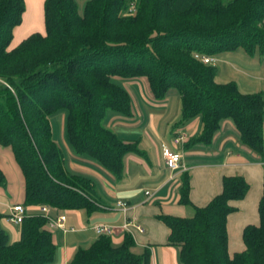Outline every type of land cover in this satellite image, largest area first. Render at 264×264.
I'll use <instances>...</instances> for the list:
<instances>
[{"label": "trees", "instance_id": "trees-1", "mask_svg": "<svg viewBox=\"0 0 264 264\" xmlns=\"http://www.w3.org/2000/svg\"><path fill=\"white\" fill-rule=\"evenodd\" d=\"M24 9V0H0V145L11 147L22 171L26 206H47L50 216L103 207L94 181L66 168L50 116L65 110L72 151L122 179L124 156L141 151L106 124L111 112L132 115L121 80L145 78L154 102L168 88L178 90L180 123L201 121L200 133L186 140L185 148L209 143L229 118L242 144L263 153V94L243 93L234 81L217 82L216 66L193 54L242 48L264 58V0H88L82 13L76 0H44L45 34L33 33L8 49ZM0 186H6L1 168ZM248 189L242 176H224L222 191L197 207L182 174L179 202L192 214L160 216L182 264H264V197L259 223L243 229L244 249L228 252L227 217L236 210L231 201L244 198ZM4 217L0 213V221ZM132 244L128 234L118 246L99 235L88 248H79L70 264H147L149 252L134 254ZM55 250L39 211L22 220L17 241H9L0 225V264H48Z\"/></svg>", "mask_w": 264, "mask_h": 264}, {"label": "crops", "instance_id": "crops-1", "mask_svg": "<svg viewBox=\"0 0 264 264\" xmlns=\"http://www.w3.org/2000/svg\"><path fill=\"white\" fill-rule=\"evenodd\" d=\"M86 1L76 0L79 13H82ZM24 4L22 20L13 29L8 49L16 47L33 33L45 34L44 0H24ZM215 57L217 82L234 81L241 92H261L264 96V58L258 52L248 55L242 48H237ZM126 86L131 97L132 115L122 120L124 115L111 112L106 124L124 141L136 142L141 153L130 152L124 156V175L117 180L98 162L88 156L77 155L69 148L66 168L94 181L103 207L91 213L84 209L52 212L53 216L65 214L66 231L59 228L51 230L56 250L48 264H70L79 248H88L98 238L93 229L95 224L114 227L115 232L110 238L115 246L120 245L124 235L128 234L133 241L132 253L149 252L147 264H182L180 249L168 242L170 229L160 216L185 217L192 214L191 207L179 202L184 173L190 184L189 199L197 207L205 206L222 191L224 176L239 175L246 180L249 189L245 197L231 201L236 210L227 217L228 252L232 256L242 251L243 229L259 223L258 204L264 197V153L257 154L243 145L229 118L220 122L209 143L198 142L185 148L184 142L200 133L201 121L195 117L180 123L179 93L175 95L169 90L161 101L154 102L145 78L127 80ZM65 115L62 113L55 118L60 124L57 137L62 140ZM52 134L57 143L53 125ZM177 134L185 136L180 144L173 143ZM163 147L182 154L179 169L171 170L166 166ZM0 168L6 177V186H0V213L5 216L0 225L8 232L4 221L12 205L22 204L28 214L39 210L25 205L24 176L10 146L0 145ZM118 200L127 204L125 210L115 206ZM135 225L143 230L139 231ZM18 237L13 235L10 239L14 241Z\"/></svg>", "mask_w": 264, "mask_h": 264}, {"label": "built area", "instance_id": "built-area-1", "mask_svg": "<svg viewBox=\"0 0 264 264\" xmlns=\"http://www.w3.org/2000/svg\"><path fill=\"white\" fill-rule=\"evenodd\" d=\"M193 57L206 65L216 66L217 64L216 57L212 55L195 52L193 54ZM184 139H185L184 134H177L173 137V143L180 144L184 141ZM163 156H164L165 164L169 169L176 170L180 168L181 159H182L181 153H174L169 151L168 148L163 147ZM145 193L149 195L148 191H146ZM126 205L127 204L124 201H120V200H118L115 204L116 207H119L122 210H125ZM38 210L46 218L47 229L53 230L59 228L62 229L63 231H66L65 228L66 216L64 213L58 214L57 216H50V208L47 206L39 207ZM27 215L28 213L22 204H14L10 207L7 218L15 224H20ZM127 225L128 224H125L124 226L127 227ZM135 227L139 231L143 230L139 225H135ZM93 229L98 236L99 235L111 236L115 232L113 226L105 225V224H95L93 226Z\"/></svg>", "mask_w": 264, "mask_h": 264}, {"label": "rangeland", "instance_id": "rangeland-1", "mask_svg": "<svg viewBox=\"0 0 264 264\" xmlns=\"http://www.w3.org/2000/svg\"><path fill=\"white\" fill-rule=\"evenodd\" d=\"M120 83L124 86V87H127L126 85H127V81H125V80H121L120 81ZM169 90H171V91H173V92H175V95H178V90L175 88V87H170V88H168V90L167 91H169ZM177 93V94H176ZM178 99V98H177ZM178 102V105L179 106H181V103H180V101H177ZM177 104V103H176ZM65 110H59V111H57L56 113H54L53 115H51L50 116V122H52V125H53V129H54V133H55V136H56V138H57V143H58V145L63 149V151H64V154H65V158L67 159L68 158V156H69V148H70V146H69V143L67 142V139H66V137H65V118H64V122H63V128H64V138H63V140H62V138H59L58 139V137H57V135H59L60 134V124L56 121V116H58V115H60V114H65ZM65 117H66V115H65ZM122 118V120H125L126 118H125V116L124 117H121ZM60 137V136H59ZM70 150H72L71 148H70ZM263 153H264V145H263ZM29 213L30 214H33V213H35V211H29ZM4 222H6V227H7V229H8V232H7V234H9V241H11V242H14V241H17V240H11L12 239V237H13V235H15V237L17 236V235H19V233H20V224H15V223H13L11 220H9L8 218H6L5 219V221ZM11 238V239H10ZM18 239H19V237H18Z\"/></svg>", "mask_w": 264, "mask_h": 264}]
</instances>
